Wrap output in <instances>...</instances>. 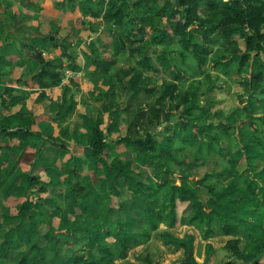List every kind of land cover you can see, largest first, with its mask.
I'll return each instance as SVG.
<instances>
[{
  "label": "trees",
  "instance_id": "16d2710c",
  "mask_svg": "<svg viewBox=\"0 0 264 264\" xmlns=\"http://www.w3.org/2000/svg\"><path fill=\"white\" fill-rule=\"evenodd\" d=\"M81 2L83 15L106 19L115 31L108 32L109 57L92 60L95 71L109 80V88L100 90L96 100L109 111H122L125 108L114 103L113 96L107 98L119 85L125 106L133 103L136 113L127 120L125 135L114 141L106 140L101 119L90 118L87 148L103 161L94 168L96 189L90 187L93 180L69 171L67 191L42 180L40 172H47L68 152L67 141L79 144L83 138L80 122L72 120V98L62 94L50 116L54 123L69 124L56 136L34 130L31 113H0V188L5 186L10 195L23 198L15 216L0 212L1 264H115L147 243L160 224L194 226L203 240L218 232L231 237L222 247L226 252L222 264L255 259V264H264L259 261L264 258V165L260 177L259 163L247 155L252 148L264 158V0L161 1L155 14L135 17L138 28L128 27L132 14L149 0H119L117 6L105 7L102 0ZM70 4L76 6L71 0ZM149 30L146 43L142 35ZM153 44L167 56L172 83L155 85L160 69L148 55ZM31 58L41 67L25 78L38 84L44 78L54 85L61 81L60 68L44 61L39 51ZM73 58L70 53L68 69L78 72L81 69ZM127 58L132 64L115 66ZM212 72L236 84L234 112L244 119L233 123L231 115L224 120L212 117L209 123L201 119V113L214 104V86L204 85L200 78ZM10 74V70L0 71V77ZM6 91L10 96L12 89ZM5 107L3 100L0 110ZM141 110L148 111L147 117L152 113L153 120H147L151 128L138 126L143 120L138 116ZM161 114L165 124L159 121ZM153 128V135L160 138L152 137ZM201 132L212 140L203 139ZM119 145L125 149H117ZM27 148L34 159L22 172V183L16 172ZM211 158L222 164L208 168ZM101 178L107 179L105 186L98 182ZM56 217L58 226L53 223ZM162 239L166 245L184 249L181 264H198L188 241ZM206 249L210 256L212 246L207 244ZM145 261L158 264L149 257Z\"/></svg>",
  "mask_w": 264,
  "mask_h": 264
},
{
  "label": "rangeland",
  "instance_id": "374dc122",
  "mask_svg": "<svg viewBox=\"0 0 264 264\" xmlns=\"http://www.w3.org/2000/svg\"><path fill=\"white\" fill-rule=\"evenodd\" d=\"M57 1L59 2L55 4L54 0H24L23 2L21 0H0V71H5L6 69L10 70V76L15 79V83L7 82L11 85L15 84V86H10L6 85L7 83L5 84L2 81L4 78L0 77V103L4 100V103L8 104L10 110L15 109L18 111H26L27 113L38 112L37 115L34 116L35 121H42L41 123L49 124L52 121L49 120L50 115L46 112L48 109L50 110L51 100L48 98V95L46 96L45 90L51 87H55L59 90V97L55 100L58 105L62 101V94H65L68 98L71 97L74 102L72 120L80 122V130L82 128L84 132L83 138L79 144L71 140L67 141L69 143L68 152L62 154V158H59L53 163L47 172L44 170L41 171V179L44 181L49 179L51 182L56 183L67 191L70 182L66 177L69 171H72V173L78 174L81 177H88L93 180V185L90 187L95 190L97 176H95L94 168L96 165H102L103 161H99L91 156L87 148L91 134L90 118L101 119L102 123L100 127L105 133L106 140L114 141L125 135L126 122L135 115L136 107L133 103H129L128 107L125 106L124 92L119 85H116L113 90L110 91L107 98L109 99L113 96L114 103L117 104L118 102L119 105H122L120 107L125 108L122 111H109L102 101L96 100L100 90H107L109 88V80L106 76H103V74L95 71L96 67L92 64V60L97 59V57H109L111 37L108 32L113 30L114 26L108 21L105 23L104 19L100 17L91 18V20H89V17L83 15L81 12V0H71L76 5L74 9L70 8V0ZM130 1L136 2L140 0ZM165 1L168 3L170 0ZM26 2H29V4L22 5V3ZM61 2H64L65 6L62 4L60 5ZM157 2V0H149L147 4L143 3L139 5L140 9L138 12L132 14L133 18L130 20L132 23L128 27H134L135 25V27H139L140 24L135 17L146 14L150 15L152 12L156 13L160 5V2ZM110 3L118 5L119 0H102V5H104V7ZM31 4L36 5L31 6ZM54 4L57 7L55 8L56 10L59 8L58 12L52 11ZM21 12L23 13L21 14ZM167 14L168 11L163 16V23L165 22ZM176 19H178V16ZM126 20L127 19H125V21ZM49 25L51 26L49 27ZM29 31L32 33H29ZM134 31L135 30L131 29L130 33H134ZM14 35H16L15 39L12 38ZM44 36L49 37L44 38ZM142 36L144 42L149 43L151 31H145ZM55 42L56 45H54ZM60 42H67L68 45L65 47V45L60 44ZM4 43H8V46H4ZM9 48L16 51H13L11 54ZM38 51L41 53V57L44 61H48L53 66L60 68L59 74L62 75V78L58 84H50L48 78H44L40 84L28 77L25 78L26 76L30 77L35 75L41 67L38 61L31 58L32 55ZM70 53H74L73 61L76 65L83 64V68L78 72H73L68 69ZM148 55L152 57L154 65L160 69V79L155 81V85L172 83L169 79L171 72L166 70L168 66L167 56L161 54L160 49L154 46V44L150 46ZM7 57L11 58L7 59ZM132 62L131 59L127 58L115 66L124 67L132 64ZM200 79L204 85L209 83L214 86V97L212 96V98H214V104L201 113V119L205 118L204 121H207V123L212 122L214 119L212 117L224 120L227 115H231L230 118L232 123L238 119H244V116L238 111L234 112V108L237 106L236 98L233 95L236 84L215 72L210 73L208 76L201 77ZM6 88L12 89L10 92L11 97L8 95ZM31 94H33V96L35 95V101L33 97H31L30 106L26 100ZM41 94L44 95V98L39 97ZM56 103H54V105ZM34 104L39 106L36 107ZM81 110H84V115L79 118L76 114L80 113ZM141 112L144 114L142 115ZM141 112H138V116L143 120L138 123V126L141 129L151 128L152 125L147 122V120L149 117L153 120L152 113L147 117L148 111L141 110ZM258 113H260V110L257 111V114ZM160 116L159 121H163L162 123L165 124L164 114ZM47 120H49V122ZM63 126H59V128L56 129L58 135L61 134L62 130L69 126V124H64ZM53 127L52 124V128ZM39 128L41 131H49L48 126L36 123L34 129L39 130ZM243 131H247V129ZM155 133L156 128H153L150 134H152V137H155V135H153ZM200 135L203 139L208 141L212 140V136L205 132H201ZM83 139H85L84 142H82ZM78 147L81 148L80 151H78ZM117 149L121 150L125 148L119 145ZM247 155H249L251 162L254 164L259 163L257 170L259 171L258 173H260L259 176L262 177L261 168L264 165V158H262L261 154L256 149L252 148L247 149ZM33 159L34 154L27 153L24 156L25 161H32ZM210 160L211 161H208V168L210 169H215L218 164H222L221 160L219 163L213 158ZM140 161L143 163L145 159L141 158ZM247 172L248 175L252 173L251 171ZM18 173L20 174L17 175L21 176L20 182L23 183L24 177H22V170L18 169ZM98 182L105 186L107 184V179L101 178ZM22 199L23 198L10 195L6 187L3 186L0 188V212L6 217L15 216ZM179 207L182 208L181 205ZM58 217H60V215H58ZM58 217L53 220L55 226H58ZM216 243L219 245L218 242ZM241 248H244V244L241 245ZM225 254L226 252L220 248L218 254H216L211 261L213 264H222V261L225 259ZM133 256L134 254H132V257ZM259 261L264 262V258H260ZM1 262H3L2 258H0V264ZM255 263L256 259L246 264Z\"/></svg>",
  "mask_w": 264,
  "mask_h": 264
},
{
  "label": "crops",
  "instance_id": "0c3cea01",
  "mask_svg": "<svg viewBox=\"0 0 264 264\" xmlns=\"http://www.w3.org/2000/svg\"><path fill=\"white\" fill-rule=\"evenodd\" d=\"M21 1L23 2L24 0H21ZM62 1H64V0H62ZM157 1L161 2V1H165V0H157ZM56 2H59V1L54 0L55 4H56ZM28 4H29V2L22 3V5H28ZM55 4H54L52 11L58 12L59 8H58V10H56L55 8H57V7L55 6ZM61 4L62 5L64 4V6H65L64 2H61L60 5ZM35 5L36 4H31V6H35ZM115 5L117 6V4H115ZM149 12H152V11H149ZM22 13L23 12H21V14ZM152 14H155V13L152 12L150 15H152ZM87 17H89V20H91L90 16H87ZM104 21H105V23H107L106 19H104ZM50 26L51 25H49V27ZM29 33H32V32L29 31ZM10 51L12 54V52L16 51V50H13L10 48ZM10 58L11 57H7V59H10ZM103 58H105V57H103ZM78 66L80 67V69L83 68V64L78 65ZM6 70H8V69H6ZM2 78H4L2 81L5 84L7 82L15 83L14 82L15 79L11 76L2 77ZM6 85L15 86V84L11 85L10 83H7ZM48 90H49V92H48ZM45 93H46V96L48 95V98L51 100L50 110L48 109L46 113H48L51 116V114H53L57 110L58 103H56L55 100L59 97V90L55 87H51V88L45 90ZM31 97H33V100L35 101V95L33 96V94L29 95V98H27V100H26L27 103L30 104V106H31ZM60 101H61V99H60ZM54 103H56V104L54 105ZM5 105H6V107L0 110V113H2L3 115H9V114H12V113L18 111L15 109L10 110L7 103H5ZM35 106L38 107L39 105H35ZM21 112L27 113L26 111H21ZM29 113H31V112H29ZM37 113L38 112H34L31 114H33V116H35V115H37ZM83 115H84V110H81L80 113L76 114V116L77 117L79 116V118L82 117ZM49 120L51 121L50 117H49ZM49 120H47V121L49 122ZM47 121H44V122H47ZM35 122L37 124H40V125L48 126L49 132H51L55 136L58 135L56 133V129L59 128V126H63V125L55 124L52 122H50L49 124L41 123L42 121H40V122L35 121ZM52 124L54 126L53 128H55V129L52 128ZM39 130L41 131L40 128H39ZM80 131L82 133H84L82 131V128ZM84 141H85V139L82 140V142H84ZM16 144H17L16 142H12V145H16ZM80 150H81V148L78 147V151H80ZM27 153L34 154V152L30 148H27L25 150L24 156ZM24 156H22V158L20 159V161H19L20 165L18 168V169H21L22 172H24L27 168V165L33 161V160L32 161H28V160L25 161ZM60 158H62V155L60 156ZM17 174H20V173H18V170H17ZM163 237H167V239H170V240L188 241L191 248H192L193 256H194V258L198 264H213V262L211 260L216 256V254H218L219 249L222 248L229 239H231V237L225 236L221 232H218L215 237L209 238L207 240H203L201 233L194 226L179 225L175 228H167L165 225L160 224L159 228L155 232H153L150 240L147 243L133 248L128 253V255L125 259L118 260V261H116L115 264H126V263H132V264L144 263V264H147V262L145 261L146 257H149L152 261L157 262L158 264H169V263L170 264L171 263L181 264L183 256H184V249L183 248H175L174 246H171V245H166L163 242V239H162ZM216 242H218L220 246ZM207 244L211 245L212 249H213V251L210 252V256H208V252L206 249ZM132 254H134V256H133L134 259L132 257Z\"/></svg>",
  "mask_w": 264,
  "mask_h": 264
}]
</instances>
